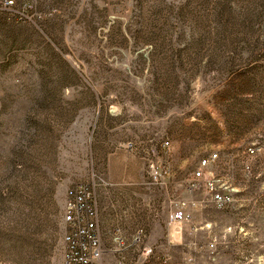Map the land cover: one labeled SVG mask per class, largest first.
Wrapping results in <instances>:
<instances>
[{"label":"rangeland","instance_id":"obj_1","mask_svg":"<svg viewBox=\"0 0 264 264\" xmlns=\"http://www.w3.org/2000/svg\"><path fill=\"white\" fill-rule=\"evenodd\" d=\"M8 1L0 264H63L67 191L93 180L146 233L115 252L100 214L108 261L264 264V0ZM214 153L222 208L194 186ZM182 201L190 222L170 223Z\"/></svg>","mask_w":264,"mask_h":264},{"label":"built area","instance_id":"obj_2","mask_svg":"<svg viewBox=\"0 0 264 264\" xmlns=\"http://www.w3.org/2000/svg\"><path fill=\"white\" fill-rule=\"evenodd\" d=\"M6 8L14 5L13 1L5 0ZM170 146L169 142L164 143ZM253 153V150H250ZM218 154L214 153L201 160L193 177L196 188L201 185L211 197V201L219 208L232 201L229 191L222 190L218 182L213 165L217 162ZM154 169L155 165L152 164ZM198 206L197 202L182 201L170 212V223H188L192 218V209ZM65 226L63 264H124L122 261L107 260L108 251L102 241L100 229V210L95 180L86 184H78L67 191L63 214ZM146 237L143 228L132 232L117 229L113 241L117 246L115 252L131 251L140 247Z\"/></svg>","mask_w":264,"mask_h":264},{"label":"crops","instance_id":"obj_3","mask_svg":"<svg viewBox=\"0 0 264 264\" xmlns=\"http://www.w3.org/2000/svg\"><path fill=\"white\" fill-rule=\"evenodd\" d=\"M106 204L103 203V200L101 198L99 205H100V212H101L100 214H101L102 225H103L102 227L104 230V235L107 232L109 234V236L111 237V239H113L115 231L117 229H122L119 226V224H123L122 219H126V221H127V218L129 217V215L127 213H125L123 215L120 213L118 215L117 214L115 215V214L111 213V211L109 209L110 205L108 204V206H107ZM116 216H118V217H116Z\"/></svg>","mask_w":264,"mask_h":264}]
</instances>
